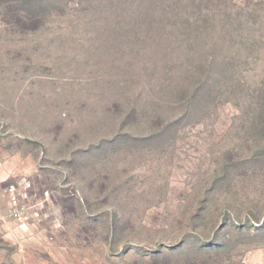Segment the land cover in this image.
Segmentation results:
<instances>
[{
    "label": "rangeland",
    "instance_id": "1",
    "mask_svg": "<svg viewBox=\"0 0 264 264\" xmlns=\"http://www.w3.org/2000/svg\"><path fill=\"white\" fill-rule=\"evenodd\" d=\"M262 103L264 0H0V264H264Z\"/></svg>",
    "mask_w": 264,
    "mask_h": 264
},
{
    "label": "trees",
    "instance_id": "2",
    "mask_svg": "<svg viewBox=\"0 0 264 264\" xmlns=\"http://www.w3.org/2000/svg\"><path fill=\"white\" fill-rule=\"evenodd\" d=\"M164 36L165 35H160V37H156L155 39H153L156 46H159L160 49H162L163 46L160 44L159 41H161ZM175 37L177 38V36H175ZM164 38L166 41L168 40V42H170V40L172 39V36H169V37L167 36ZM164 44H166V43H163V45ZM165 49L166 48H164V51H165ZM159 53L160 54L157 56L160 59H167L168 60V59H170L171 56L173 57L172 50H170V53L169 52H163V51H159ZM163 61L164 60H162V62ZM142 74H143V77L145 78V80H148V78H151V76H147V73H145V72L144 73L142 72ZM163 74H165V73L163 72L162 75ZM179 92L180 91L178 90V87L174 88L173 90L171 89L170 97L176 98L177 93H179ZM206 93H205L204 87H199L198 89L192 90V92L190 94L191 102L194 105L198 106V104H200V102H202L203 100H205V98H207ZM263 106H264V103H262L256 107V110L260 112V115L258 116L257 120L258 121L260 120L261 122L264 121V112H263L264 108H263ZM199 218L200 217L195 216V218L193 220H198ZM230 224H231L230 226L233 229H235V226H233L232 223H230ZM218 231L215 232L214 239L212 240L211 244H205V243L201 242L197 236H195L194 237L195 245H193L191 247L192 252L187 250V254L185 255L186 256L185 260L181 264H217L214 261L216 259H222L224 262L228 263V258H231V256H230L231 249H232L231 241L220 238V232L223 231V229H220ZM184 248H186V246H184V244H183V245H181V247H179L177 249L183 250ZM187 248H188V246H187ZM162 258H163V260L161 262L158 260V262L156 264H177V263H172L171 261H169L167 259V256L166 255L164 256V254H163Z\"/></svg>",
    "mask_w": 264,
    "mask_h": 264
},
{
    "label": "built area",
    "instance_id": "3",
    "mask_svg": "<svg viewBox=\"0 0 264 264\" xmlns=\"http://www.w3.org/2000/svg\"><path fill=\"white\" fill-rule=\"evenodd\" d=\"M6 194L8 195L9 204L11 205V217L14 219L17 229L20 232H27L29 230V221L27 216L22 212L23 208L19 206L15 188L13 186L8 187Z\"/></svg>",
    "mask_w": 264,
    "mask_h": 264
},
{
    "label": "water",
    "instance_id": "4",
    "mask_svg": "<svg viewBox=\"0 0 264 264\" xmlns=\"http://www.w3.org/2000/svg\"><path fill=\"white\" fill-rule=\"evenodd\" d=\"M25 141H26L27 143H31V144H38L37 142L32 141V140H28V139H26Z\"/></svg>",
    "mask_w": 264,
    "mask_h": 264
}]
</instances>
